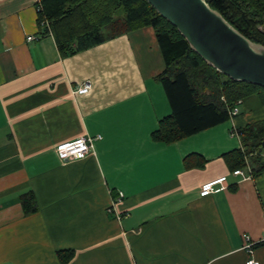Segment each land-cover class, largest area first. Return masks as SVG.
<instances>
[{
  "label": "crops",
  "instance_id": "crops-1",
  "mask_svg": "<svg viewBox=\"0 0 264 264\" xmlns=\"http://www.w3.org/2000/svg\"><path fill=\"white\" fill-rule=\"evenodd\" d=\"M37 4L0 0V264H264V171L249 157L234 173L224 157L243 148L232 132L264 117L259 100L158 141L172 107L155 30L63 57ZM86 135L96 138L86 158L59 156L58 144ZM223 175L226 187L200 193Z\"/></svg>",
  "mask_w": 264,
  "mask_h": 264
},
{
  "label": "trees",
  "instance_id": "trees-1",
  "mask_svg": "<svg viewBox=\"0 0 264 264\" xmlns=\"http://www.w3.org/2000/svg\"><path fill=\"white\" fill-rule=\"evenodd\" d=\"M207 1L243 34L264 44V0ZM37 9L39 23L48 22L47 32L63 57L130 30H155L166 64L158 79L172 107L153 133L158 141L174 142L229 121V109L240 100L257 98L264 107L263 86L233 80L209 66L147 0H38ZM239 136L243 148L224 154L232 171L247 167L250 154L257 165L253 173L264 171V117L240 128ZM22 201L26 211L37 208L32 191Z\"/></svg>",
  "mask_w": 264,
  "mask_h": 264
},
{
  "label": "water",
  "instance_id": "water-1",
  "mask_svg": "<svg viewBox=\"0 0 264 264\" xmlns=\"http://www.w3.org/2000/svg\"><path fill=\"white\" fill-rule=\"evenodd\" d=\"M204 61L236 81L264 87V44L236 28L207 0H147Z\"/></svg>",
  "mask_w": 264,
  "mask_h": 264
},
{
  "label": "built area",
  "instance_id": "built-area-1",
  "mask_svg": "<svg viewBox=\"0 0 264 264\" xmlns=\"http://www.w3.org/2000/svg\"><path fill=\"white\" fill-rule=\"evenodd\" d=\"M91 90V83L85 82V84H82L77 90H75V93H88ZM242 104V101H238V103L233 107L229 109V114L231 116V119H234L240 112V105ZM233 135H239L238 130H234L232 132ZM100 138V137H99ZM96 138L91 136H80L74 140L63 142L58 144L56 151L59 154V156L64 159H83L88 156V154L91 152L94 141ZM234 173H242L244 174V170L242 168L236 169ZM226 175L220 176L218 178L206 181L202 184L200 193L202 195H207L212 193L213 191L217 189H221L226 187L225 184ZM123 195V192H120L119 198ZM247 238L249 236L247 235ZM254 242L248 243V248L251 251L252 245ZM5 264H13V263H5ZM246 264H260V261L255 258L254 256H250Z\"/></svg>",
  "mask_w": 264,
  "mask_h": 264
},
{
  "label": "rangeland",
  "instance_id": "rangeland-1",
  "mask_svg": "<svg viewBox=\"0 0 264 264\" xmlns=\"http://www.w3.org/2000/svg\"><path fill=\"white\" fill-rule=\"evenodd\" d=\"M237 139H238V138H237ZM250 155H251L250 158H251V159H254V155H252V154H250Z\"/></svg>",
  "mask_w": 264,
  "mask_h": 264
}]
</instances>
